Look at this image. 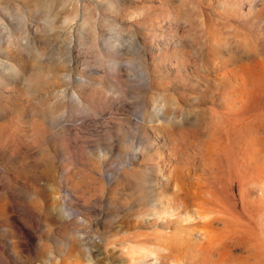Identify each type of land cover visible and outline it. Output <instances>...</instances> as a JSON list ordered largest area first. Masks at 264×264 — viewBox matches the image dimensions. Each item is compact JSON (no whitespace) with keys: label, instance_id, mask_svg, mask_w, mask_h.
I'll use <instances>...</instances> for the list:
<instances>
[{"label":"rangeland","instance_id":"obj_1","mask_svg":"<svg viewBox=\"0 0 264 264\" xmlns=\"http://www.w3.org/2000/svg\"><path fill=\"white\" fill-rule=\"evenodd\" d=\"M0 264H264V0H0Z\"/></svg>","mask_w":264,"mask_h":264}]
</instances>
